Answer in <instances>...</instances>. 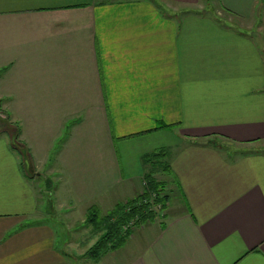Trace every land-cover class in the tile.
Segmentation results:
<instances>
[{
	"label": "crops",
	"instance_id": "0c3cea01",
	"mask_svg": "<svg viewBox=\"0 0 264 264\" xmlns=\"http://www.w3.org/2000/svg\"><path fill=\"white\" fill-rule=\"evenodd\" d=\"M258 1L222 0L224 23L199 0H0L21 148L0 133V264H68L38 164L66 221L164 183L162 219L96 263L264 264V45L228 24ZM163 150L168 172L143 160Z\"/></svg>",
	"mask_w": 264,
	"mask_h": 264
},
{
	"label": "rangeland",
	"instance_id": "374dc122",
	"mask_svg": "<svg viewBox=\"0 0 264 264\" xmlns=\"http://www.w3.org/2000/svg\"><path fill=\"white\" fill-rule=\"evenodd\" d=\"M159 3H162V5H165L161 1ZM219 4L223 6L222 0H211L208 3H206L205 0H199V3L195 7H193V10L191 12H193L195 15L203 14L204 16L209 17V18L210 16L208 15H213L219 21H223L224 23H227L226 20H224L225 13L219 7ZM161 7L162 6H160V8ZM184 10H188V9H184ZM263 11H264V0H259L257 3H255V7L250 15L251 18L247 22L246 21L241 22V21L235 20L234 23L228 22V24L234 30L238 32H242L245 35L251 36L253 37L254 40H257V42H260L261 44L264 45V32L260 31V28L262 27L261 25L263 24H262L261 17L259 16V14H264L262 13ZM163 13L169 14V12L166 13L164 11ZM204 16H200V17H204ZM243 25L244 26H254V29H246L249 27H244ZM260 32L262 33V35L260 34ZM6 70H7L6 67L3 69H0V77L2 76V73H4ZM11 102L13 101L0 98V133L5 135L6 137H9L12 148L19 153V150L21 149L19 146V133H20L19 118L15 117L12 114L11 112L12 109H11V104H10ZM236 150L230 153L231 156H238L234 154L240 151L241 152L246 151L243 148H238ZM164 152H167V151L164 150ZM155 165L156 167L153 166L154 170L156 168L160 169L159 164L158 165L155 164ZM39 166L40 164L37 165L38 169L36 167V170L33 171V174L36 172H39L38 174L39 176L37 174H35L34 176L38 178L36 185L37 187L40 188L39 199L42 204V208H44L45 206V210H43L44 217L46 218L49 217V214H48L49 211L51 212L55 211L57 213V217L51 219L50 221H48V223L56 230L57 246L61 248V250L66 252L68 256L67 263L68 264H100V262L96 263L92 259H89L88 257H86L87 250L97 241V239L99 238V235L95 232V229L93 226L83 225L82 220L86 219V216L84 215L78 214L77 216L74 214L73 217H71L69 221H66L64 219L65 212L64 213L59 212L58 206H57L58 200L55 198L56 190H57V185H56L57 180L55 178H50L48 170L46 168L42 169ZM152 173H155V172L153 171ZM33 174H32V177H33ZM165 191L166 190L164 188V193H166ZM126 201L122 200L119 202V204L125 203ZM163 212L164 211L162 210V213ZM156 214L161 215L158 210H156ZM162 217L160 218L159 216H157L156 220H161ZM96 221H98V219ZM128 227L133 232L140 228V227L136 228L135 225H130ZM136 235H138L137 232L135 233V236ZM68 241L70 242L71 245L66 246V242Z\"/></svg>",
	"mask_w": 264,
	"mask_h": 264
},
{
	"label": "trees",
	"instance_id": "16d2710c",
	"mask_svg": "<svg viewBox=\"0 0 264 264\" xmlns=\"http://www.w3.org/2000/svg\"><path fill=\"white\" fill-rule=\"evenodd\" d=\"M210 1L205 0L206 3ZM170 128L171 126L159 127L160 130ZM210 144L219 147V143L210 142ZM143 160L151 166L159 164L162 171L168 172L167 152L164 150L146 155ZM144 180L145 189L141 195L118 204L108 215L103 217L95 207L88 210L86 225L93 226L99 238L87 250L86 257L99 261L109 252L122 248L133 234L128 226L135 225L138 228L144 224L155 223L158 216L154 210L155 207L159 206L163 211L166 209L169 197L164 193V183L157 181L152 172L147 174Z\"/></svg>",
	"mask_w": 264,
	"mask_h": 264
},
{
	"label": "built area",
	"instance_id": "2783aa9c",
	"mask_svg": "<svg viewBox=\"0 0 264 264\" xmlns=\"http://www.w3.org/2000/svg\"><path fill=\"white\" fill-rule=\"evenodd\" d=\"M155 211L156 210H158L159 211V213L161 214V215H158L160 218L163 216V213H162V210L160 209V207L159 206H157V207H155V209H154ZM159 219V218H158Z\"/></svg>",
	"mask_w": 264,
	"mask_h": 264
}]
</instances>
